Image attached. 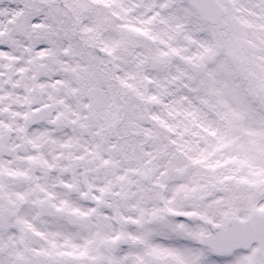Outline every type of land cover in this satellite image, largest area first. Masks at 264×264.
<instances>
[{
  "label": "snow or ice",
  "instance_id": "1",
  "mask_svg": "<svg viewBox=\"0 0 264 264\" xmlns=\"http://www.w3.org/2000/svg\"><path fill=\"white\" fill-rule=\"evenodd\" d=\"M0 264H264V0H0Z\"/></svg>",
  "mask_w": 264,
  "mask_h": 264
}]
</instances>
